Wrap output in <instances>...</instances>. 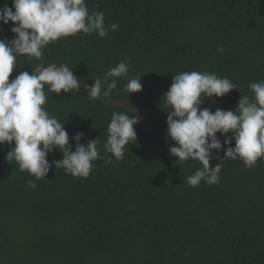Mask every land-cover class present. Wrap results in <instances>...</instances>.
<instances>
[{
    "label": "trees",
    "instance_id": "obj_1",
    "mask_svg": "<svg viewBox=\"0 0 264 264\" xmlns=\"http://www.w3.org/2000/svg\"><path fill=\"white\" fill-rule=\"evenodd\" d=\"M6 0H0V8ZM89 14L103 12L104 38L79 33L50 43L41 60L18 55L17 68L35 71L67 64L80 79V91L48 92L45 109L80 143L98 139L103 151L113 112L137 109L136 143L121 161H94L87 178L50 168L45 179L21 172L0 148V264H264V158L252 168L212 152L210 167L221 163L218 183L197 187L187 177L199 161L175 163L168 149L163 94L173 76L185 71L214 73L237 85L201 108L235 110L249 85L264 81V0H85ZM12 8V0H7ZM13 25L0 23V40H12ZM224 48V53L217 51ZM128 58L126 77L100 99L89 100L86 86ZM140 76L142 90L126 93L128 79ZM111 79V78H110ZM106 88V85H105ZM14 146V145H13ZM234 142L228 147H234ZM50 164L62 159L48 154Z\"/></svg>",
    "mask_w": 264,
    "mask_h": 264
},
{
    "label": "clouds",
    "instance_id": "obj_2",
    "mask_svg": "<svg viewBox=\"0 0 264 264\" xmlns=\"http://www.w3.org/2000/svg\"><path fill=\"white\" fill-rule=\"evenodd\" d=\"M13 25L10 28L14 39L0 40V148L8 145L5 160L18 165L34 180L29 187L35 189L36 181L45 179L50 168L64 169L74 178H87L94 161L104 159L105 164L121 161L127 146L136 143L134 126L140 122L137 109L128 103L127 112H113L107 127V140L103 151L111 154L105 159L98 148V139L81 144L83 133L72 137L75 150L69 145V135L64 123L52 116L45 104L47 91L59 95L72 90L80 91V79L67 64H38L35 71H21L9 81L17 68L18 55L41 60L43 50L50 43L79 33H96L104 38L109 31L118 29V24L105 26L103 12L89 14L85 0H12V8H0V23ZM224 53V48L218 47ZM128 58L109 69L102 79L95 78L85 87L90 101L109 96L117 88V78L126 77L129 71ZM140 76L128 79L124 91L130 94L142 90ZM111 78V79H110ZM106 85V88H105ZM252 96L240 95L235 110L201 108L204 99L220 98L236 89L237 85L228 78L214 73L185 71L173 76L172 83L163 94L167 112V138L172 146L168 149L175 163L188 160L202 165L187 184L197 187L201 181L208 185L218 183L221 163L210 167L213 150L219 153L222 144L217 138L231 133L223 142V159L239 160L245 167L252 168L264 158V81L249 85ZM202 97L204 99H202ZM234 142V147L228 145ZM14 145V146H13ZM54 150H59L62 159L52 164L46 159Z\"/></svg>",
    "mask_w": 264,
    "mask_h": 264
}]
</instances>
